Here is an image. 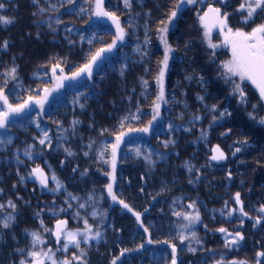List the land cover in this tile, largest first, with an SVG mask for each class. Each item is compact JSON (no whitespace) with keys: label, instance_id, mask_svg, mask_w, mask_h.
<instances>
[{"label":"trees","instance_id":"obj_1","mask_svg":"<svg viewBox=\"0 0 264 264\" xmlns=\"http://www.w3.org/2000/svg\"><path fill=\"white\" fill-rule=\"evenodd\" d=\"M177 2L131 0L125 7L124 0H105V11L124 30L119 40L116 28L94 20L93 0H0V15L13 20L0 24V91L13 106L41 98L59 76L115 42L91 78L69 84L45 110L11 119L0 130V140L11 138L0 144V264H29L31 251L47 252L58 221L67 222L64 231L101 234L87 243L78 237L80 248L69 244L67 251L61 235L52 254L70 264H110L149 240L178 247L180 264H264L258 256L264 253V108L249 87L242 105L232 95L220 78V61L209 55L186 11L167 35L172 51L160 118L149 137L121 145L115 200L107 190L116 136L146 128L155 114L160 35ZM13 67L15 80L4 75ZM44 132L50 144L39 143ZM218 146L221 163L212 159ZM36 168L46 186L35 178ZM9 214L14 219L3 228ZM197 214L192 223L184 218ZM33 232L41 240L35 247ZM237 232L243 240L229 243ZM142 255L141 264H171L173 254L167 247Z\"/></svg>","mask_w":264,"mask_h":264},{"label":"snow or ice","instance_id":"obj_2","mask_svg":"<svg viewBox=\"0 0 264 264\" xmlns=\"http://www.w3.org/2000/svg\"><path fill=\"white\" fill-rule=\"evenodd\" d=\"M33 2L36 3L38 2V0H33ZM69 2H71V0H69ZM183 2H185V0H181V3ZM187 2L196 3V0H187ZM222 2H224V0H222ZM124 4L125 7H131V0H124ZM4 7H5L4 3H0V9H4ZM175 7L179 9L180 4H177ZM95 8H96L94 13L95 15L106 16L113 21V23L116 25L117 28V39L122 40L124 36V30L123 28H121L119 19L115 16V14L104 10L103 0H95ZM240 10L247 12V15L244 18V22L247 23L249 20H252L254 18L258 10L261 14H264V0H245V3H242L240 5ZM41 11H43V9H41ZM176 15H177L176 11H172L170 14V21L172 18H175ZM227 17L228 14L226 12L223 15H221L220 8L210 6L208 8V11L205 12L202 16H200L201 23L206 29L205 36L210 37V32L212 28H219L221 35H223L224 37V45L227 46L231 51V59L226 61L222 65L225 74H227V79L232 80L233 77L238 78V81L233 80L232 82L235 85V90L239 92L242 98L244 97V90L241 87V84L247 81L250 82L258 90L260 98L264 100V23L257 24L255 27L251 29V31H247V32L241 29L233 30V28L229 27L227 23ZM11 23H13V20L11 18L6 17L4 15H0V24L8 25ZM57 23H59V21H57ZM161 31L166 32L167 28L165 27ZM161 40L165 44V54L163 60L161 61L162 67L157 78V82L158 84H160V94L157 97L158 100L163 99V78H164L165 70L168 67V59H169L168 53L172 51V49L167 45L166 38L161 37ZM114 45L115 42H113V45H110L108 48L99 49L98 51H96L94 54L91 55L87 63L79 67L75 72L72 73L70 77H61V80L63 79L76 80L82 74L85 73L89 76V78H91L92 69L94 65H96L97 61L101 59L102 54L106 51L110 52L112 50V47H114ZM2 46L4 48H7L8 46L7 41H4ZM209 47L216 48L217 45L212 44L209 39ZM58 66L59 65H57L56 67ZM52 71L53 73H55L56 68L53 67ZM4 75L10 76V78L13 80L17 79L16 68L13 67L10 70V72L5 73ZM5 83H7V81H5ZM44 91L45 94L47 95L48 89H45ZM43 99L44 98L34 99L30 97L28 101L13 106L12 104L9 103L7 96L4 95L3 91H0V102H2L4 105L3 110H0V129H7L9 125L10 117L12 115L23 112L26 108L29 107V104L35 103L42 106ZM80 106L81 108H83V105ZM154 111L158 114L159 104L155 105ZM153 119H155V116L153 117ZM259 122L261 124H264V119H261ZM73 123H77V122L74 121ZM37 127H39V124H37ZM139 131L147 132L148 128L139 129ZM124 135L125 133L123 132L118 134L116 136V143L112 145L111 163H112L113 171H115V167H116L115 164L116 150L119 147V144L121 143ZM46 141H48L49 144L51 143L47 133L44 132L43 138L40 139L39 143L41 145H44ZM5 143L10 144L11 138H8L7 140H0V144H5ZM236 151L239 152L240 149L237 148ZM216 152H218L219 154L213 155L212 156L213 160H219L224 158L223 153L219 152V149H216ZM71 154L72 153L69 152V155ZM25 155L30 156V153L26 152ZM102 155L103 153H101V156ZM137 155H140L139 150H137ZM105 162L107 163V161ZM33 173L36 175L37 179H39L40 183L46 186V177L44 176L43 171L39 168H36L33 169ZM21 179H23V177ZM107 187L109 194L111 195L112 185L109 184ZM112 198L113 200L116 199L114 195ZM235 199L236 202L239 204L240 203L239 193H236ZM120 203L123 204L125 208H129V206L127 204H124L123 201H120ZM9 206L15 209V204H13L11 201H9ZM3 207L4 205L0 204V209H2ZM189 207H193V205H189ZM129 211H131V208H129ZM261 211L264 212V208H261ZM241 212L243 213L242 208H241ZM243 214L247 215L246 213ZM134 215H136L137 219L139 220V214L134 213ZM184 218L186 220H189L190 223H192L199 220V215L197 214L195 216H185ZM13 219L14 217L11 214L6 216L2 221V227L9 228L10 222ZM260 222H261L260 218H257L255 224L258 225L260 224ZM65 224L66 221H58L57 231L55 233L58 243L61 239V235H63L64 243L62 247L64 251H67L69 244L74 245L77 249H79L80 240L78 239V237H83L84 242L87 243L89 239H98L101 235L98 231L95 233L94 236H89L87 233L84 232L64 231L62 226ZM85 227L87 228V222H85ZM145 231H147V229H145ZM219 231L225 232L226 230L221 228L219 229ZM194 235L195 233H193V236ZM31 236L33 238V247H35L36 243L41 242L40 236L36 232L31 233ZM237 238L239 240H243V236L239 232H237L235 234V237L231 241H229V243L232 244L237 243L238 242ZM181 239L183 240V237H181ZM148 242L151 243L152 241L149 240ZM140 247H143V245H141ZM57 250L59 251L60 249ZM124 251L127 250L125 249ZM189 251L194 252L195 249L190 247ZM175 253H176V248L173 246L172 264H176ZM29 255L32 257V260L29 262V264H46V260L50 261L51 264H70L69 260L57 261V259L54 258V254H52L51 249H49L47 252L31 251ZM84 255H85L84 252L80 253V257H83ZM121 255H123V252L121 253ZM42 256L43 258H41ZM258 256H264V253H258ZM73 259H78V258L74 256ZM20 264H25V261L22 260ZM81 264H84V262L81 261ZM113 264H115V260L113 261ZM233 264H236V262H233Z\"/></svg>","mask_w":264,"mask_h":264},{"label":"rangeland","instance_id":"obj_3","mask_svg":"<svg viewBox=\"0 0 264 264\" xmlns=\"http://www.w3.org/2000/svg\"><path fill=\"white\" fill-rule=\"evenodd\" d=\"M104 1L105 0H103V3H104ZM227 1L228 0H224V2H222V0H196V3H188L187 0H185V2L181 3V0H178L177 4H180V7H179V9L176 8V10H175L177 15H176L175 18H172L171 21L169 20L170 22H168L165 25V27L167 28V31L166 32L162 31L160 37L166 38V41H167L168 33L175 26V23L177 22V20L182 15H184L185 11H186L188 17H190L191 19L193 18L197 22V24H198V26L200 28V31H201V35H202V40H203L204 46L207 47L209 55L212 56L215 60L220 61V67H221V69H220V71H221V75L220 76L221 77L220 78H222L224 81L229 83L232 95L236 99H238V101L242 105L244 103V99H245V87H249L251 90H255L257 95L259 94V92L250 82H247V81H245V82H243L241 84V87L244 90V97L243 98L240 96L239 92H237L235 90V85H234V83L232 81L233 80L238 81V78L233 77L232 80H228L227 79V74H225L224 69L222 67V65L226 61L231 59V51H230V49L227 46L224 45V37H223V35H221L219 28H218V30H214V28H212L211 32H210V37H206L205 36L206 29L203 26V24L201 23L200 16H202L205 12H207L208 8L210 6L211 7H218V8L221 9V15H223L225 12L228 14L227 23H228L229 27L233 28V30L241 29V30L247 32V31H251V29L253 27H255L257 24L264 23V14H261L259 12V10H258V12L256 14L257 17L255 16V19L251 23H247V25H246V23L243 24L241 22V19H240V16L242 14V10L232 11V9L230 8L231 5L227 6ZM93 7H94L93 18H94V20L97 21V20H99L100 16H97V15L94 14L95 10H96V8H95V0H93ZM104 10H105V8H104ZM209 39H210L212 44L217 45L216 48L209 47ZM160 45L163 48L164 54H165V44L162 42V40H160ZM106 53H108V52L107 51L104 52L105 55H106ZM168 55H169L168 67L165 70V74H164V78H163V99L162 100H158L157 99V101H156V104H159V112H158V114L154 111L155 114L153 115V117L155 116V119H153V117H152V119L150 121L151 123H148V126L146 127V128H148L147 132L139 131V129H143V128H137L136 130L129 131L128 133L125 134V136L123 137L121 143L119 144V147L116 150V159H115L116 167H115V171H113V168H112V165H111V174L109 176V178H110L109 181H110V184L112 185V194H111L112 196L114 195V187H115V184H116L115 174H116V171H117L116 168L118 167V152H119V150L121 148V145L128 138H132V137H135V138L136 137L147 138V137H149L152 129L156 126V123H157V121L160 118L161 110H162V108L164 107V104H165V102H164L165 101L164 86H165V83L167 82L166 79H167L168 73H169L168 72L169 71L168 68H169V61H170V52L168 53ZM71 75H68V76L62 75V76L58 77V79L55 81V83H53L52 86L48 89L47 95L44 94L41 97V98H44L42 106L38 105V104H35V103H31V104H29V107L26 108L23 112H21L19 114L12 115L10 117V121H11V119H15V118H18V117H24V116H26L27 114H29L32 111H37V110L38 111H43V110H45V108L48 105V103H50L51 101L56 99L58 97V94L64 88H66L69 84L74 83V82L77 81V80H70V79L61 80V77H70ZM159 91H160V89H159ZM258 97H259V95H258ZM37 99H40V98H37ZM261 102H262V106L264 108V100L261 99ZM0 130H3V129H0ZM221 148L222 147H220V146L216 147V149H219V152H221ZM218 154L219 153L216 152V150L213 153V155H218ZM217 161H218V163H221V162H224L225 159L223 158V159L216 160V162ZM63 163H65V162H63ZM35 178L37 179L36 175H35ZM31 192L32 191L30 189H27V194H30ZM117 202H118V205L119 204L121 205L119 200ZM58 245H59V243L57 242V240H55L53 242L52 240H50V238L46 242L47 249H51L52 251H53L54 247H56ZM167 247L170 249V251L172 253L173 246L169 245V243H166V242L157 243L156 241H152L151 243H149L147 241L145 244H143V247H139V248L133 249L131 251H121V253L123 252V255H121V253H120L119 257L113 259L110 264H113L114 260H115V264H132V263H135V261H137V264H141L142 263L141 258L143 256L142 254H143V252L145 251L146 248L158 249V248H167ZM175 248H176V253H175L176 264H180L181 257H180V255L178 253V247H175ZM41 258H43V256ZM54 258H55V255H54ZM46 264H51V262L46 260ZM171 264H172V262H171Z\"/></svg>","mask_w":264,"mask_h":264},{"label":"water","instance_id":"obj_4","mask_svg":"<svg viewBox=\"0 0 264 264\" xmlns=\"http://www.w3.org/2000/svg\"><path fill=\"white\" fill-rule=\"evenodd\" d=\"M99 19H100L101 21H104L105 23H107V24H109V25H112L114 28H116V25H115V24L113 23V21H112L111 19H109L108 17H106V16H100ZM116 30H117V28H116ZM105 58H106V55L103 53L101 59H100L99 61H97L96 65H94V67H93V69H92V72H93L95 69L99 68V67L101 66V64L104 63ZM92 74H93V73H92ZM85 77H89V76L85 73V74H82V75H81L78 79H76V80L84 79ZM70 80H71V79H70ZM64 226H65V228L68 227V226H67V222H66V224H65Z\"/></svg>","mask_w":264,"mask_h":264},{"label":"flooded vegetation","instance_id":"obj_5","mask_svg":"<svg viewBox=\"0 0 264 264\" xmlns=\"http://www.w3.org/2000/svg\"><path fill=\"white\" fill-rule=\"evenodd\" d=\"M242 3H245V0H228L227 1V6H230V8L232 9V11H239L240 9V5L242 4ZM247 15V12L246 11H242V14H241V16H240V19H241V22L243 23V24H245V22H244V18H245V16ZM256 16V15H255ZM255 16H254V18L252 19V20H249L247 23H251L254 19H255ZM257 17V16H256ZM247 23H246V25H247ZM214 30H218V28H214ZM259 95V94H258ZM259 97H260V95H259ZM261 100V99H260Z\"/></svg>","mask_w":264,"mask_h":264}]
</instances>
